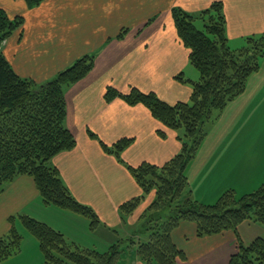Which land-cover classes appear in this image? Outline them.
Here are the masks:
<instances>
[{"label":"crops","instance_id":"1","mask_svg":"<svg viewBox=\"0 0 264 264\" xmlns=\"http://www.w3.org/2000/svg\"><path fill=\"white\" fill-rule=\"evenodd\" d=\"M213 2L223 5L228 45L243 47L246 38L264 32V0H44L32 8L24 0H0V8L9 17L23 18L21 27L1 44L3 55L19 76L43 83L78 58L94 56L91 72L65 90L66 126L76 144L56 155L51 164L73 196L97 214L100 223L95 228H103V242L98 247L92 239L96 230L90 229L87 218L43 205L27 175L6 183L0 194V236L9 231V219L23 212L83 248L103 251L109 243L132 236L131 228L124 233L119 228L133 227L140 221L149 197L132 215L121 218L119 205L139 196L141 189L126 167L102 150L98 140L111 145L120 138H132L121 154L122 161L132 166L142 162L162 165L177 153L180 143L176 132L165 128L143 105L130 106L120 98L106 102L103 95L109 86L124 94L135 87L155 92L169 104L187 101L190 83L175 76L182 74V78L196 81L197 74L177 36L171 10L178 7L198 15ZM262 96V89L252 96L245 88L209 125L186 169L192 196L199 202L212 204L228 190L244 195L264 183V136L252 134V127L264 116ZM245 127L249 130L241 133ZM157 130H163L165 137ZM88 131L98 139L90 138ZM46 209L48 218L41 217ZM187 227L191 232H178ZM171 236L184 253L179 264H226L239 240L248 244L257 237L264 239V227L244 221L236 231L199 237L193 223L182 221ZM31 241V249L0 264H31L27 258L31 254L41 264V252ZM129 257L123 264H143L134 251Z\"/></svg>","mask_w":264,"mask_h":264},{"label":"trees","instance_id":"2","mask_svg":"<svg viewBox=\"0 0 264 264\" xmlns=\"http://www.w3.org/2000/svg\"><path fill=\"white\" fill-rule=\"evenodd\" d=\"M24 1L32 8L44 0ZM171 16L177 36L188 50V61L199 73L197 81L186 80L182 74L175 76L180 82L190 83L189 99L169 104L155 92H142L135 87L124 94L109 86L103 95L106 102L120 98L130 106L143 105L165 128L176 132L180 143L177 153L162 165L142 162L132 166L121 157L132 138L123 137L111 145L98 140L102 150L123 164L141 189L139 196L119 205L121 218L132 215L149 197L140 216L143 226L127 240L119 239L100 251L80 247L49 224L20 215L24 227L38 241L41 264H123L126 251L132 247L143 264H179L184 253L171 233L182 221L193 223L199 237L236 231L244 221L264 227V183L240 196L233 190L225 191L214 203L205 204L193 198L186 175L209 125L245 90L248 77L258 70L259 58L264 55V32L246 38L243 47L233 50L227 44L221 2H213L198 15L174 7ZM196 21L203 23L201 28ZM22 23V16L9 17L0 8V194L6 183L21 175L30 176L43 205L81 215L93 230L100 223L97 214L73 196L51 160L76 144L66 126L65 90L91 72L94 56L78 58L43 83L23 78L1 50L2 42ZM87 133L98 139L90 131ZM157 134L165 137L163 130H157ZM9 221V231L0 236V262L17 254L22 239L13 218ZM226 264H264V239L257 237L248 244L239 240Z\"/></svg>","mask_w":264,"mask_h":264},{"label":"rangeland","instance_id":"3","mask_svg":"<svg viewBox=\"0 0 264 264\" xmlns=\"http://www.w3.org/2000/svg\"><path fill=\"white\" fill-rule=\"evenodd\" d=\"M202 22L201 21H196V26L198 28H201L202 27ZM242 44H229V47L233 50H236V49H240ZM192 70H194V72L197 74L196 75V79L198 80L199 79V73L198 71L195 69V67L192 66ZM196 80V81H197ZM246 91H247V95L248 94H251L252 96H254L255 94H257V91L258 89H262L264 90V55L261 56L259 58V68L256 72L252 73L248 79H247V82H246ZM239 96V95H238ZM260 101L261 102H264V96L260 97ZM245 130H249L248 127L244 128L242 130L241 133H244ZM180 132H182V130H180ZM179 132V133H180ZM252 134H256L258 136H264V116L261 118V116L259 117V120H258V124L257 126H253L252 127ZM20 215H27L29 216V214H25L24 212L21 213ZM19 215V216H20ZM42 215H44V217L48 218V215H47V209L46 211H44L42 214H41V217H43ZM18 215L14 216L13 217V221L15 223V227L16 229L18 230V232L21 234L22 236V239H21V242H20V246H19V249H18V252L16 255H18L21 251L23 253H25L26 251H28L29 249H31L33 247V243L31 240H34V242L37 243V246H38V241L37 239L32 236L29 231L24 227V225L22 224V222L20 221L21 219L19 218ZM31 217V215H30ZM33 217V216H32ZM36 219V218H35ZM38 220V219H37ZM40 221V220H39ZM43 222V221H42ZM143 220L142 221H139L137 224H135V226L131 227L130 225L127 226L126 229H122V228H119V232L121 233H124V232H129L131 231H137V233H139V230L140 228L143 226ZM46 223V222H45ZM101 227H99L98 229L95 228V230L93 229L92 231H95L94 233L96 235H92V239H96L97 240V245L98 247H100V243L103 242L102 240V232H103V228L100 229ZM131 228V229H130ZM134 229V230H133ZM178 232H191V229L189 227H187L186 231L183 229H179ZM257 232V230L255 231ZM112 234V233H111ZM258 235V234H257ZM115 237V236H114ZM177 237V236H175ZM128 238L130 237H125V238H121V239H124V240H127ZM128 242V241H127ZM113 243V242H112ZM111 243H109L108 245H110ZM35 248V247H34ZM39 248V247H38ZM131 250L134 251V247L131 248ZM133 251H129V249L126 251V255L124 256L125 260L124 262H128L129 260V252L133 253ZM41 256V259H42V255ZM25 255H22L21 258L22 259H25L24 258ZM27 258H29V262L32 261L31 264H39L40 263V259L38 258V263H37V260L35 259V257L33 256V254L31 255H27ZM19 262H22L21 260H18ZM42 262V261H41Z\"/></svg>","mask_w":264,"mask_h":264}]
</instances>
